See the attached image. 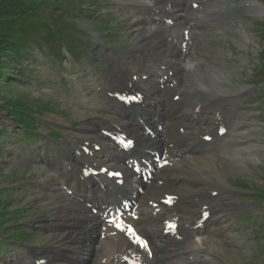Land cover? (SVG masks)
<instances>
[{
    "label": "bare ground",
    "instance_id": "1",
    "mask_svg": "<svg viewBox=\"0 0 264 264\" xmlns=\"http://www.w3.org/2000/svg\"><path fill=\"white\" fill-rule=\"evenodd\" d=\"M118 1L122 7L128 3L124 13L139 41L131 56L119 61L120 68L109 72L112 83L82 97L92 111L80 115L79 132L86 138L60 157L63 170L50 172L58 159L40 157L47 168L36 199L54 206L56 213L43 225L53 235L44 260L26 258L19 264H208L206 259L215 260L228 244L233 249L243 243V235L223 220L236 206L224 195L229 188L223 180L213 182L208 169L218 162L231 171L249 170L248 163L264 156V144L256 146L259 136L253 133L260 129L247 122L250 114L241 100L248 90L234 88L220 71L226 69V57L209 55L204 62L184 51L197 47L191 40L204 37L209 17L224 16L223 0H207L208 12L195 14L187 10L203 0ZM244 2L253 15L264 14L260 4ZM220 23L228 28L233 22ZM237 29L241 37L234 42L246 48L248 34ZM206 109L216 117L201 115ZM197 113L201 118L194 120ZM234 114L241 121L230 124ZM220 121L229 125L227 134L223 127L215 130ZM156 157L166 163L163 170H157ZM199 184L206 186L199 190ZM98 234L108 241V255L95 245ZM170 243L176 248L164 252Z\"/></svg>",
    "mask_w": 264,
    "mask_h": 264
},
{
    "label": "rangeland",
    "instance_id": "2",
    "mask_svg": "<svg viewBox=\"0 0 264 264\" xmlns=\"http://www.w3.org/2000/svg\"><path fill=\"white\" fill-rule=\"evenodd\" d=\"M253 1L264 9V0ZM209 2L203 0L200 6L194 4L187 11L208 12ZM222 3L224 16L209 17L210 23H204L211 26L202 30L205 39L196 41L193 36L192 44L196 42L198 48L184 51L204 62L209 55L226 57V69L220 71L234 88L248 90L241 101L244 111L250 114L247 122L260 129L253 132L259 136L255 144L260 146L264 144V14L253 15L244 0ZM126 4L122 7L118 0H0V264H19L26 258L44 260L53 234L43 225L56 211L54 206L36 199L45 184L42 172L47 168L39 159H58L48 169L63 170L60 157L73 153L74 144L86 138L79 132L80 115L92 111L82 97L91 96L99 84L107 87L112 83L109 72L120 68L119 61L131 56V47L139 41L132 35L129 16L124 13L129 7ZM180 9L184 12L183 8L172 11ZM222 20L233 23L224 28ZM239 27L248 34L246 48L234 42L240 40ZM134 66L141 68L138 63ZM197 114L194 120L201 115L215 118L217 112L206 109ZM231 117L230 124L241 121L235 114ZM217 127H223L227 134L226 122L215 125L216 131ZM102 156L96 154L104 161ZM156 158V164H160ZM202 163L206 167L197 161L200 167ZM165 164L157 170H163ZM217 165L208 169V177L213 182L223 180L228 186L224 195L233 198L236 206L233 215L223 220L228 219L227 223L243 235V243L235 244L233 249L228 244L215 260H206L208 264H264V156L256 164L248 163L247 171ZM174 167L180 171L176 166L170 170ZM205 186L199 184L197 189ZM96 238L101 254L108 255L107 239L99 234ZM171 248L162 249L170 252L174 250Z\"/></svg>",
    "mask_w": 264,
    "mask_h": 264
},
{
    "label": "snow or ice",
    "instance_id": "3",
    "mask_svg": "<svg viewBox=\"0 0 264 264\" xmlns=\"http://www.w3.org/2000/svg\"><path fill=\"white\" fill-rule=\"evenodd\" d=\"M223 131V130H222ZM206 138H208V137H206ZM205 215H207V213H205ZM145 247H146V245H145Z\"/></svg>",
    "mask_w": 264,
    "mask_h": 264
}]
</instances>
